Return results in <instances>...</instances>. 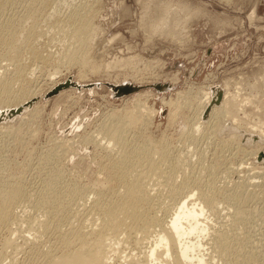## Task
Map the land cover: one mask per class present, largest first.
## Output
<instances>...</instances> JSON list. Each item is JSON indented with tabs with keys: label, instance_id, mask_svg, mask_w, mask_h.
Segmentation results:
<instances>
[{
	"label": "rangeland",
	"instance_id": "rangeland-1",
	"mask_svg": "<svg viewBox=\"0 0 264 264\" xmlns=\"http://www.w3.org/2000/svg\"><path fill=\"white\" fill-rule=\"evenodd\" d=\"M46 1L7 0L8 6L6 4L4 10L8 8V11L1 14L2 17L0 15L1 24L11 22L13 28L15 25L17 26H15L17 30L14 29L15 38L17 39L19 36L16 41L20 39L23 41L24 37H27V33L31 35V33L34 34V31H38L34 36L30 37L29 35L27 38L30 41L36 37L35 47L37 49L35 52H37V56L32 58L27 54L28 52L25 54L23 51L20 58L18 57L19 62L16 58L17 60H13L11 63V67L9 63L12 62L11 58H14L15 55L14 57L10 55L8 49L12 50L13 47V50L14 48L17 50L16 47L20 48L21 41L17 44L16 41H13L12 46L10 41L5 42L6 49L0 42V72L7 70L8 73L10 71L13 73L12 70H15L19 65H27L29 68L33 63L34 72H30L31 75L27 73V75L34 78L30 88L37 95H35L34 101L37 108L34 113L31 110L26 113L23 111L24 115L20 113V117L18 115L15 119L0 123V126L8 123L7 126L5 125L6 128L11 126L10 134L0 135V177L5 176L4 179L9 178L10 182H21L22 180V188L36 189L41 182L40 176L46 174L48 169L56 167L55 169L59 168L58 171L63 175L62 182L64 184L67 182L65 185L87 188L89 201L92 198V192L107 186L106 179L109 174L107 161L104 159V150L100 149L101 146L95 147L96 142L100 141L102 145L105 143V140L100 139L101 136L97 137L99 136L98 131L102 127L101 124L104 126V122L107 123L106 120H109L110 116L116 115L115 118H124L137 113L140 120L126 133V143L135 145L149 139L156 145L167 144L174 153H192L187 181L189 190H193L197 182L204 185L216 183L218 187L223 188V193L217 194L216 198L224 197L227 203L220 208L221 221L225 217L224 215H226L227 221H230L229 214L232 205L246 207L249 212H253L249 224L252 223L250 226L257 229H255L256 232L252 231V235L247 239L250 241V247L244 248L242 254L248 258L242 264H264V188L262 186L264 175L261 176L260 171L256 169L257 165L250 161L249 156L246 157V151L250 152L259 148L258 144L255 146L256 142L250 141L251 137L259 136L260 141L264 140V137H261L262 133L259 134L258 130V132L250 131L248 126L249 123L254 125L256 122L255 125L261 123L264 127L263 0ZM164 2H168L167 4L171 2L170 6L172 5L173 9L171 14L167 17L163 16L162 20L159 19V14L157 16L154 12L161 14L164 11L162 7ZM180 4L183 5L181 8L178 7ZM9 6L11 7L9 8ZM73 7L87 11V18L91 19L93 31H95V33L93 32L95 35L92 33L93 37L91 36L93 41L87 54L89 56L83 57L86 62L84 59L82 60V57L80 58V54L75 48H69L70 43L67 44V37H65L68 34L67 30L62 29V25L66 23ZM186 7L189 9L187 10ZM179 8L180 10H178ZM183 8L189 13L185 10V12L182 11ZM195 10L197 11L195 12ZM251 12L254 13V17L251 16ZM162 13L164 15V12ZM171 25L172 30H170ZM30 27L35 29H28ZM71 45L73 46L70 44V47H72ZM66 48L70 51L72 49L75 54L67 50V53H72V60L70 62L62 61L60 66L57 62L63 57ZM46 54L53 56L51 57L53 62L45 64L42 62L43 60L39 56L44 57ZM31 58L32 60H30ZM73 58H76L77 61ZM9 60L10 62H8ZM82 61L85 63L83 62V64ZM54 70H58V76L53 75ZM51 78L59 84L70 79L71 83H76L81 86V89L69 86L63 88L60 95H53L45 99L42 96L51 84L52 81H49L52 80ZM124 83L138 87L139 91L115 98L110 87L121 86ZM157 85L167 86V89L163 88L162 91H157L154 88ZM210 88H218L221 93L224 88L228 89V96L233 98L228 105L231 115H227V117L235 116L239 122L236 123L239 129L235 127V130L229 133L228 125L231 123V118H226L225 120L229 122L227 123L228 130L225 128L226 126L223 128L219 126L218 122H215L214 129L200 127L198 132L192 135L191 128L194 123V115L197 113V102L201 99L200 93L209 91ZM236 92L238 94L233 96L229 94ZM221 93L220 97L222 98ZM144 109L153 113L148 114ZM6 110L8 109L6 108ZM262 127L259 130L264 133ZM240 131L245 134L247 139H242L239 141L240 143L235 140L231 141L230 139L235 138L236 134L239 135ZM232 135L233 137H231ZM259 146L261 149L264 144ZM49 154H54L55 160L59 159V161L55 162L54 160L51 167L47 165L49 166L47 169L42 159L45 160ZM201 159L202 162L199 164ZM257 160L262 163L264 157H259ZM180 164L185 166L186 162L180 161ZM177 174L179 182L184 174L181 170ZM194 198H196V194ZM166 202L165 199L159 203L155 202L154 207L158 205L156 207L158 212L155 211L156 215L162 214L161 210L166 207ZM26 213H31L33 217L39 214L38 212L35 214L36 210L33 208L27 209ZM16 214L22 215L23 213L18 210ZM37 217L40 219L41 215H37ZM84 219V215H79L76 218L80 224ZM219 219L218 217L216 221ZM73 221L74 226L80 225L75 221V218ZM53 224L56 222H52L51 235L56 228ZM230 224L234 225L232 221ZM20 228L23 229L24 225ZM20 228L18 227L19 233L7 229L0 231V248L4 240L9 238L15 241L12 243H16L14 245H18V247L25 243L22 240L31 238L27 246L26 244L25 247L23 244L20 246V248L24 247V250L19 255L15 254L18 259L13 256L11 250H7L10 257L7 251L4 252L0 249L3 254V256L0 255V259L3 261L0 260V264H8L9 258L12 257L21 261L20 264L25 262V264H30V262L31 264H44L42 253L64 251L61 250L62 247L56 251L60 244V240L57 241L59 238L57 235L67 229L66 225H62L59 233L55 232L57 233L56 237L54 234L51 237L48 233L46 234L48 236L44 235L43 238L40 236L43 240L40 237L39 240L35 238L36 243L32 240L34 237L32 233H27L26 229H23L25 231L22 233ZM57 228L55 231L58 230ZM249 229L247 225L243 231ZM20 234L22 235L20 236ZM75 245L74 243L72 248ZM131 245V250H133V244L131 243ZM200 250L202 254H205L204 247ZM32 251L34 252L32 253ZM121 251H124L125 254L131 252L128 249L127 252L125 247ZM31 254H34L35 259ZM121 255L124 256V254ZM5 256L8 258L7 261ZM119 261L115 262L119 263ZM210 264H222V262L212 260Z\"/></svg>",
	"mask_w": 264,
	"mask_h": 264
},
{
	"label": "bare ground",
	"instance_id": "bare-ground-1",
	"mask_svg": "<svg viewBox=\"0 0 264 264\" xmlns=\"http://www.w3.org/2000/svg\"><path fill=\"white\" fill-rule=\"evenodd\" d=\"M46 2H48V0ZM7 3V0H0V15L5 14L4 12L8 9L7 8L4 10ZM167 3L164 2V4L162 3L163 6L161 5L164 9V11H162L164 12V15L162 12L161 14L156 11L154 12V14H157V16L159 14V19H162L163 16L167 17V15L171 14L173 6H170L171 2L170 4ZM11 6H9V8ZM182 6L183 5L180 4L178 7L181 8ZM180 8L178 10H180ZM184 8L182 11L185 10ZM174 10L176 9L174 8ZM182 11L180 12L184 13L186 10L184 12ZM196 11L197 10H195V12ZM70 12L71 13H69L68 18L66 17V23L62 25V29H66L68 33L65 36L67 37L66 42L67 44H73L75 47L72 45V47H70L69 44V48H75L79 52L78 54H80V58L82 57V60L84 59L86 62V59L83 57L88 54V51L92 47V33H95V31H93V24L90 21L91 19L87 18V11L73 7L71 8ZM90 14L92 15V13ZM184 16L186 17V15ZM251 16L254 17V13L251 12ZM249 19H251V17H249ZM3 23L4 24L0 25V42L4 46V49H6L4 43L10 41L11 45L13 41H16L19 38V36L17 39L15 38L16 36L14 29L17 30L16 25V27L14 26L13 28L11 22ZM163 24H166V22H163ZM172 25L170 26L171 28L169 27L170 30L173 28ZM28 29H31V27ZM32 29L35 28L32 27ZM35 32L37 34L38 31H34V34ZM94 33L93 35H95ZM16 34L18 35L17 32ZM34 34L31 33L30 35L29 33L30 37L32 35L34 36ZM24 35L21 36L23 37ZM29 35L27 33V37H24L25 40L23 41L20 39V43L19 41L15 42L16 44L18 42L20 45V48L16 47L18 48L17 50L15 48L13 50V47L11 48L12 50L8 49L12 45L9 47L7 46L8 53L13 55V57L15 55L14 58H11L12 62H10V60L8 61L10 62V67L11 63H13V60L16 61V58H18L23 51H25V54L28 52L27 54H29L30 57L35 58V55L37 54V52H35L37 49L35 47L36 37L34 39H32L33 37L30 38L32 40L29 41L27 40ZM14 38L15 40H13ZM76 45L78 46L77 48ZM67 50L70 51L68 48H66L63 57H61L59 60L60 63L57 62L59 65H62V61L70 62L72 60L71 54L73 51L70 54L67 53ZM73 54H75V52ZM39 57L41 60H43L42 62H44V64L53 62L51 59L53 56H47L46 54L44 57ZM19 58L17 62H19ZM32 58L30 60H32ZM83 62L84 61H82V63ZM29 63L31 64V61ZM32 66L34 67L33 63ZM32 66L28 68L27 65H19L15 68V70H12L14 71L13 73L10 71L11 74L2 68L4 71L0 72V112L6 110V108L9 111L6 110L5 112L0 113V123L15 119L23 111V113L29 112L30 110L32 113L36 111L37 107L36 104L34 105V101L37 95L35 91L30 88L32 80L34 79L32 76L30 77V72L33 71ZM27 73L30 75H27ZM58 73V70H54L53 75L56 76ZM69 80H66V82ZM49 81L52 82L47 88L46 93L42 96L45 97V99H48L51 96L57 95L63 91L60 90L59 92L53 94L58 86L62 84H59L57 81H53V79ZM123 85L131 84L124 83ZM69 86H72L74 89H81V86L77 85L76 83H72V85ZM132 86L135 87L134 85ZM163 88L167 89V86H161L160 91H162ZM227 90V88H224L221 93V90L218 88H210L209 91L207 90L201 91V93L199 92L201 99H199L197 102V113L194 115V123L192 124L191 128L192 135L198 132L200 127L214 129L216 126L215 122H218L219 126H226L225 128H227V123L229 122L225 120L226 118H231V123L228 125L230 130L227 128L229 133L234 131L235 127L239 129L236 126V123H239L237 118L235 116L227 117V115H231V109L228 105L229 101L233 98L228 96ZM111 91L113 90L111 89ZM137 91H139V89ZM220 93L222 94V98L220 97ZM229 94L233 96L238 94V92ZM114 97L117 98L115 94ZM138 106H141V104H138ZM18 110H20V113L13 115V113L17 112ZM145 112H148V114L153 113L150 110H145ZM23 113L21 115H24ZM138 113L140 112L138 111ZM114 116L116 117V115ZM114 116H110L111 118L109 117V120H106L107 123L104 122V126L101 124V130L98 131L99 136L97 137L101 136L100 139L105 140L104 145H102V143L99 141L96 142L95 146L96 148L101 146L102 148L100 149H103L105 152L104 159H106V165H108L109 169L107 170L109 173L106 179L107 181L105 180L107 182V184L105 183L107 186H104V188L102 187L103 189L98 191H91L92 193H90L92 198L88 201L89 196L87 195L88 191L86 187L79 188L78 186L70 185V187L65 185L67 182L65 184L62 182L63 175L60 171H58L59 168L55 169L56 167H54V169L50 170L47 168L52 165L56 159L54 158V154L50 155L52 151L51 150L49 154L50 156L47 155L45 160L42 159L44 166H46L48 170L47 173L44 172L46 174L40 176L41 182L40 185L38 184L39 186H37L36 189L32 188L30 190H26L22 188V180L21 182H10L8 177V179H4L5 176L0 177V231L2 229H7L10 231H17L16 233H19L18 227L20 228L24 225L23 229H26L27 233L30 232L32 235H34V239L32 238V240L35 242V238L39 240L40 236L42 237L50 233V231L53 229V221L56 222V224H53V226H56V228L60 226V228H62V225H66L67 229H63L65 230L63 233H59L61 230L60 228H57V231H55L56 228H54L53 233L55 237L56 234L59 233V235H57V237H59L57 238V241L60 240L61 244V246L59 244V247L56 249V251L60 250V247H62L61 250L64 251H49L51 253H48L47 251L48 254L44 252L46 255L42 253L43 260H41L44 262V264H210V261L212 260L215 262H222V264H229L231 262L236 264L245 263L248 257L243 256L242 252L244 248L250 247V241L247 239L250 237V235H252L255 229H257L250 226L252 223L249 224L252 220L253 212H249L248 208L246 207L232 205L230 206V221H227L226 215H224L225 217L222 219V221H224L222 222L220 208L225 206L227 203L224 197L218 198L219 200L216 198L217 194L223 193L224 189L218 187V184L216 185V183H207L205 184L208 186L207 187L204 184L197 182L193 190H189V187L187 186V181L190 174L189 166L192 162V153H174V151L171 150L167 144L160 143L156 145L153 144L149 139L141 142L140 144L128 145L126 143V133L138 123L140 116L138 117L137 113L127 115L124 118H115ZM255 124H248L250 131L258 130L259 134L262 133L261 137L263 138L264 133L262 130H259V128L261 129L262 124ZM5 125L0 126V135L10 134L11 126L6 128L7 125ZM243 134L244 133H241L240 131L239 135L236 134L235 138L232 135L231 137H233V139L231 137V139H229L231 141L235 140L239 142L246 138L245 134ZM258 137L259 136L251 137L250 141L253 143L256 142L255 146L258 144L259 148H256V150H252L250 152L246 151L247 154H245L246 157H250L249 159L254 163V165H257L256 169L260 171L262 176L264 175V162L262 161V163H259L257 159L259 157H264V146H261L263 147L261 148L263 149L262 151H260L261 149L259 146L260 144H264V140L260 141ZM58 161L59 159L57 161L55 160V162ZM180 161L186 162V165L183 166L180 164ZM201 162L202 159L199 161V164H201ZM179 170L183 171L184 176L178 182L179 177L177 172ZM262 186L264 188V183H262ZM155 192L156 195H154ZM195 194L196 198H194ZM161 198H164L167 201V204L166 207L161 210L162 214L156 215L155 211H157L156 207L158 205L156 207H154V205H156V201L159 203L164 200ZM87 202L89 203L87 204ZM32 208L36 210L35 214L38 212L39 214L37 215H41L40 219L38 217V219L36 218L37 215L33 217L31 213H26L27 209L30 210ZM18 210L23 214L17 215L16 212ZM79 215H84L85 217V219L82 220L83 222L81 221L82 224L76 220ZM218 217L220 218V223L218 222L219 220L216 221ZM74 218L75 221L80 224L77 227L73 225ZM231 221L234 223V225L230 224ZM247 225L250 229L244 232L243 229L247 228ZM23 229L20 228V232H22ZM21 235L22 234H20V236ZM29 239L26 238L25 240H22L25 241L24 244L22 243L24 247L25 244L27 246V244L30 242ZM7 240H4V243L1 244V251L5 252L7 250H11L10 252L16 257V255H19V253L24 250V247L20 248L22 244L18 247V245H14L16 243H12L15 242L12 241V239L9 238ZM74 243L76 245L74 248H72ZM131 243L134 247L133 250H131L130 247L132 246ZM124 247L126 248V251L128 249V251L130 250L131 252L127 251L128 253L126 254L124 251L122 252L121 250ZM203 247L206 249L205 254H202V251L200 250ZM48 248L50 249V247ZM48 248L47 250H49ZM29 249L30 248L28 247V250ZM1 251L0 255L3 256ZM33 252L34 251H32V253ZM121 254H124V256ZM31 255H33L32 258L35 259L34 254ZM15 257L9 258L10 261L7 263L20 264L21 261L16 260L17 257ZM7 259L8 258L6 257V261ZM0 260L3 262L2 259ZM118 260H120L119 263H116L115 261ZM39 263L42 262L40 261Z\"/></svg>",
	"mask_w": 264,
	"mask_h": 264
},
{
	"label": "water",
	"instance_id": "water-1",
	"mask_svg": "<svg viewBox=\"0 0 264 264\" xmlns=\"http://www.w3.org/2000/svg\"><path fill=\"white\" fill-rule=\"evenodd\" d=\"M69 85H72V83L70 81H67V82L63 83L62 85H59L58 88L53 92V94L59 92L63 88L69 87ZM154 88L157 91H159L161 89V86L157 85V86H154ZM111 89L113 90V93L115 94L116 97H121V96H124V95L132 94L133 92H136L139 88L133 87L131 85H121V86H111ZM19 113H20V110H18L17 112L13 113V115H15V114L17 115ZM1 118H3V117H1Z\"/></svg>",
	"mask_w": 264,
	"mask_h": 264
},
{
	"label": "crops",
	"instance_id": "crops-1",
	"mask_svg": "<svg viewBox=\"0 0 264 264\" xmlns=\"http://www.w3.org/2000/svg\"><path fill=\"white\" fill-rule=\"evenodd\" d=\"M263 5H264V0L262 1Z\"/></svg>",
	"mask_w": 264,
	"mask_h": 264
}]
</instances>
